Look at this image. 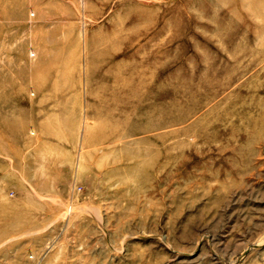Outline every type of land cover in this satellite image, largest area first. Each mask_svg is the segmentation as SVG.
Masks as SVG:
<instances>
[{
    "label": "rangeland",
    "instance_id": "rangeland-1",
    "mask_svg": "<svg viewBox=\"0 0 264 264\" xmlns=\"http://www.w3.org/2000/svg\"><path fill=\"white\" fill-rule=\"evenodd\" d=\"M0 264H264V0H0Z\"/></svg>",
    "mask_w": 264,
    "mask_h": 264
}]
</instances>
